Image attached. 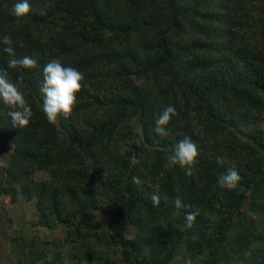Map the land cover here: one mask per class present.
<instances>
[{
	"label": "trees",
	"instance_id": "1",
	"mask_svg": "<svg viewBox=\"0 0 264 264\" xmlns=\"http://www.w3.org/2000/svg\"><path fill=\"white\" fill-rule=\"evenodd\" d=\"M17 2L0 0V38L11 37L16 58L39 63L8 68L0 44V69L33 111L28 126L14 127L0 101V144L10 149L0 197L21 193L35 228H62L73 251L56 260L108 264L99 256L116 253L122 264H264V218L239 223L245 200L264 214V0H29L20 21L10 14ZM52 58L84 74L71 115L55 124L40 92ZM166 105L176 114L161 138L153 128ZM185 136L199 151L192 176L166 167ZM233 166L241 181L222 190ZM177 196L188 207L174 215ZM187 212L198 213L191 229ZM14 237L18 255L33 252L35 237Z\"/></svg>",
	"mask_w": 264,
	"mask_h": 264
},
{
	"label": "clouds",
	"instance_id": "2",
	"mask_svg": "<svg viewBox=\"0 0 264 264\" xmlns=\"http://www.w3.org/2000/svg\"><path fill=\"white\" fill-rule=\"evenodd\" d=\"M30 10L29 0H19L12 6L10 14L17 21H20L27 16ZM12 43L10 36L0 38V44L4 45L2 51L9 56L8 68L35 69L39 63L37 58L32 55H23L16 58ZM83 80L84 74L81 71L73 66H65L58 58L50 59L43 66V84L40 92L42 95V112L48 123H57L60 115L65 118L71 115L77 103V93L81 90ZM0 101L10 109L8 116L11 118L14 127L24 128L28 126L33 115L32 108L18 87V82H12L9 79L8 72L3 69H0ZM175 114L176 109L173 105H166L163 108L155 120L153 128V132L157 137H167L170 134L168 125ZM198 156L199 151L196 143L190 137L185 136L171 149L166 167L179 166L185 171L186 176H192ZM240 181L241 176L235 166H233L227 170L226 174L220 175L218 185L222 190L232 191L237 189ZM132 183L139 185L141 180L139 177H133ZM150 200L154 207L160 204V196L158 194L153 193L150 196ZM173 205L175 209L174 215H179L181 209L188 207L178 196L174 198ZM197 215L198 213L195 212H187L185 214L184 226L186 229L192 228ZM244 255L247 257L249 254L245 253ZM186 264H192L191 260L186 261Z\"/></svg>",
	"mask_w": 264,
	"mask_h": 264
},
{
	"label": "rangeland",
	"instance_id": "3",
	"mask_svg": "<svg viewBox=\"0 0 264 264\" xmlns=\"http://www.w3.org/2000/svg\"><path fill=\"white\" fill-rule=\"evenodd\" d=\"M8 147H3L0 144V166L4 164L2 160L6 159V155L9 152ZM44 175H36L37 180H42ZM18 199V200H17ZM16 201L11 202V199L7 196L0 197V264H63L56 260L55 256L52 254L66 255L73 249H69V243L65 246L64 241V231L62 228L58 227L56 230L49 229L47 227L39 226L34 227L35 223V210L33 208V203L26 202L21 195ZM249 203L245 200L241 213L238 215L241 217L240 224L243 222L245 225L254 224L258 227L260 224V219L264 218L263 215H257L256 213L249 210ZM106 216L99 214L97 220H105ZM236 226V225H235ZM238 226V225H237ZM19 235L22 239L26 240L35 237V248H33L32 253H26V257L18 255L17 251V241H12L14 236ZM11 240V241H10ZM98 239L92 238L90 240L91 244L95 247L98 246V251L101 249ZM230 239H226L223 242V247L226 252H228V244ZM66 243V244H67ZM45 252V257L41 258L38 254ZM51 251L53 253H51ZM247 253V252H245ZM244 253V254H245ZM70 257V255H68ZM245 257V255H243ZM102 263L106 262L108 264H122L121 257L119 254L110 253V255L99 256ZM242 262V261H241ZM183 264V263H180Z\"/></svg>",
	"mask_w": 264,
	"mask_h": 264
}]
</instances>
